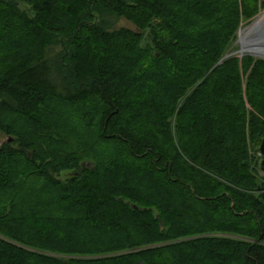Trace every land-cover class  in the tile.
Segmentation results:
<instances>
[{"label": "trees", "instance_id": "16d2710c", "mask_svg": "<svg viewBox=\"0 0 264 264\" xmlns=\"http://www.w3.org/2000/svg\"><path fill=\"white\" fill-rule=\"evenodd\" d=\"M261 7L0 0V264H264Z\"/></svg>", "mask_w": 264, "mask_h": 264}, {"label": "water", "instance_id": "95a60500", "mask_svg": "<svg viewBox=\"0 0 264 264\" xmlns=\"http://www.w3.org/2000/svg\"><path fill=\"white\" fill-rule=\"evenodd\" d=\"M237 44L240 45V49L233 54L227 55L219 65H221L225 60L238 55L241 58L251 56L257 60L264 61V13L246 30L239 31ZM12 142L13 140L9 141V143ZM259 152L262 158L260 170L264 174V139L260 145ZM134 208L137 209L136 207Z\"/></svg>", "mask_w": 264, "mask_h": 264}, {"label": "rangeland", "instance_id": "374dc122", "mask_svg": "<svg viewBox=\"0 0 264 264\" xmlns=\"http://www.w3.org/2000/svg\"><path fill=\"white\" fill-rule=\"evenodd\" d=\"M262 5V7L260 8V12H259V14H258V16L254 19V20H251V21H246L242 26H241V28H240V31L241 30H246L248 27H250L259 17H261L262 15H263V13H264V8H263V5H264V0H260V6ZM23 10H25L26 8H22ZM105 19V18H104ZM107 19V21H109L115 28H120V27H124V28H129V29H133L134 30V28H133V26L130 24V23H127V22H125V21H122V20H117L116 18H112V19H109V18H106ZM238 39H239V32H238V35H237V39H236V41L233 43V45H232V47H231V49H230V51H234L233 53H235V52H237L239 49H240V45L239 44H237V41H238ZM149 43H151L150 42V40H149V37L148 36H146V41H145V43H144V46H147ZM232 53V54H233ZM238 57L239 58H241L239 55H238ZM244 58V57H243ZM242 59V58H241ZM10 140H12L11 138H10V136H8V135H5V134H3V133H1L0 132V147L4 144V143H6V142H9ZM261 156V155H260ZM68 176H70V174L69 173H66L65 174V177L64 178H66V177H68Z\"/></svg>", "mask_w": 264, "mask_h": 264}]
</instances>
